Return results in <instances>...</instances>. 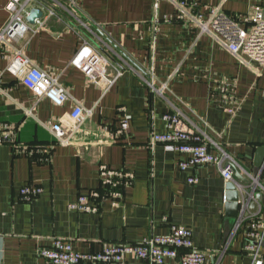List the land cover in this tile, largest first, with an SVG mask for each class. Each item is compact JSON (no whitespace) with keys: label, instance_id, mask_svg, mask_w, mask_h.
<instances>
[{"label":"crops","instance_id":"crops-1","mask_svg":"<svg viewBox=\"0 0 264 264\" xmlns=\"http://www.w3.org/2000/svg\"><path fill=\"white\" fill-rule=\"evenodd\" d=\"M7 1L0 0V30L9 20ZM172 1H185L183 12ZM172 1L154 8V0H37L32 10L53 15L34 33L0 44V132L9 133L0 144V264H47L37 251L56 239L94 253L166 236L173 225L191 231L205 264H251L243 234L226 232V183L217 169L182 172L186 154L147 142L167 132L163 116L173 105L206 124L251 172L254 152L264 146V67L240 64L192 18L222 15L246 29L264 0ZM16 51L57 79L70 100L57 106L38 98L7 73ZM91 52L100 61L96 82L79 68ZM116 71L121 76L110 86ZM144 72L155 88L171 78L163 98L145 84ZM75 102L91 110L78 130L70 120ZM52 124L70 137L67 146L55 141ZM102 167L132 176L116 206L103 198L89 201L95 213L70 210L80 196L103 194ZM190 177L198 182L189 184ZM24 186L41 193L23 201ZM260 208L264 215V198ZM125 264L147 263L126 257Z\"/></svg>","mask_w":264,"mask_h":264},{"label":"built area","instance_id":"built-area-1","mask_svg":"<svg viewBox=\"0 0 264 264\" xmlns=\"http://www.w3.org/2000/svg\"><path fill=\"white\" fill-rule=\"evenodd\" d=\"M37 0H8L5 10L9 15L7 24L0 30V44L7 43L34 33L45 23L46 18L53 15L47 10V15L34 19L30 24L27 18L31 7ZM159 0H154V8ZM172 1V0H171ZM183 12L185 1H172ZM192 20L199 26L201 33H207L227 52L236 58L240 64L253 68L254 65L264 67V10L256 7L253 15L248 20L249 27L241 28L236 22L225 16H214L208 21L199 18ZM212 30V31H211ZM80 70L97 81L102 77L98 70L100 61L96 53L91 54L79 65ZM6 72L20 78L21 84L38 98H47L57 106H62L70 96L51 75L32 64L20 51H16L6 68ZM146 73V74H145ZM121 76L116 71L114 78L108 81L111 86ZM141 78L145 84L159 97L169 91L168 78L159 88L154 86V77L144 72ZM70 113L73 130H78L85 120L91 115V110H86L78 102ZM231 112V111H229ZM30 114V112H27ZM168 130L164 134H151L147 142L149 147L158 144H168L179 153L186 154L188 159L178 164L179 170L185 172L201 166H214L225 183H234V173L238 171L242 176L250 178V173L244 170L237 160L230 155L219 143V136L211 134L208 126L202 123L200 126L189 118L181 109L171 106L163 116ZM122 130L127 129V122L121 123ZM50 130L55 141L61 146L69 144V136L59 124H52ZM8 130L0 132V144L9 138ZM103 194L92 192L88 196H80L77 202L70 204L68 208L77 212L95 213L97 209L89 206L90 200L113 199V206L120 198L121 193L116 192L119 186L131 184L132 176L113 172L104 167L101 168ZM198 179L188 178L189 184H196ZM240 192V213L236 219L232 233H242L244 236L243 250L250 256L251 264H263L264 260V215L260 205L255 213L245 216L250 200L243 198L244 189L237 186ZM252 190L264 195V186L259 180H252ZM41 193V189L35 186H24L20 191V198L30 202ZM252 200V199H251ZM225 203V195L223 197ZM37 257L47 264H125L126 257H135L147 264H168V261L176 264H205L206 254L194 247L191 231L183 226L173 225L166 236H149L135 244H111L104 245L99 252L80 253L72 248V245L64 240H53L50 248H41L37 251Z\"/></svg>","mask_w":264,"mask_h":264},{"label":"water","instance_id":"water-1","mask_svg":"<svg viewBox=\"0 0 264 264\" xmlns=\"http://www.w3.org/2000/svg\"><path fill=\"white\" fill-rule=\"evenodd\" d=\"M41 13L36 10H31L29 17L27 18L28 23L32 24L34 19L40 18ZM264 169V146L256 148L253 156V168L250 172V178L242 176L238 171L234 173V183L228 182L225 186V203H224V213H225V226L226 232H231L235 225L236 219L240 213V192L237 186H242L244 191L243 198L250 200L247 212L245 216L255 213L258 205H261L264 195L257 193L252 190L251 183L252 180H259V177ZM252 199V200H251Z\"/></svg>","mask_w":264,"mask_h":264},{"label":"trees","instance_id":"trees-1","mask_svg":"<svg viewBox=\"0 0 264 264\" xmlns=\"http://www.w3.org/2000/svg\"><path fill=\"white\" fill-rule=\"evenodd\" d=\"M235 159L237 160V162L241 165V167H243L244 169H247L246 167H245V162L243 161V160H240L239 158H237V157H235ZM263 185V184H262ZM264 186V185H263ZM121 187L123 188V185L122 186H119V187H117L116 189H114L116 192H121L120 191V189H121ZM104 192V191H103ZM102 192V193H103ZM52 244H53V242H52ZM52 246V245H51ZM50 246V247H51Z\"/></svg>","mask_w":264,"mask_h":264}]
</instances>
